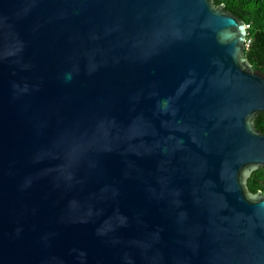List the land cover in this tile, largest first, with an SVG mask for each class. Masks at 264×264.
I'll use <instances>...</instances> for the list:
<instances>
[{
	"label": "water",
	"instance_id": "water-1",
	"mask_svg": "<svg viewBox=\"0 0 264 264\" xmlns=\"http://www.w3.org/2000/svg\"><path fill=\"white\" fill-rule=\"evenodd\" d=\"M213 0H0V264H264V74Z\"/></svg>",
	"mask_w": 264,
	"mask_h": 264
},
{
	"label": "trees",
	"instance_id": "trees-1",
	"mask_svg": "<svg viewBox=\"0 0 264 264\" xmlns=\"http://www.w3.org/2000/svg\"><path fill=\"white\" fill-rule=\"evenodd\" d=\"M215 5L223 3L224 9L236 15L247 24L244 56L253 70L264 74V0H213ZM254 127L264 132V112L254 119ZM251 193L260 190L264 193V168L252 171L246 180Z\"/></svg>",
	"mask_w": 264,
	"mask_h": 264
},
{
	"label": "built area",
	"instance_id": "built-area-1",
	"mask_svg": "<svg viewBox=\"0 0 264 264\" xmlns=\"http://www.w3.org/2000/svg\"><path fill=\"white\" fill-rule=\"evenodd\" d=\"M247 27H248V25L245 24V28H247ZM247 41H248V40H245V46L247 45Z\"/></svg>",
	"mask_w": 264,
	"mask_h": 264
}]
</instances>
